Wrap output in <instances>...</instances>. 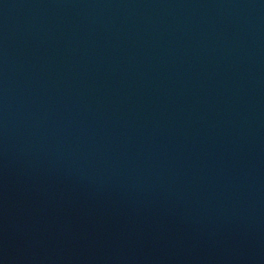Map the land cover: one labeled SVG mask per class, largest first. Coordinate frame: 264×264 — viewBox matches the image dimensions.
Wrapping results in <instances>:
<instances>
[{"label":"water","instance_id":"95a60500","mask_svg":"<svg viewBox=\"0 0 264 264\" xmlns=\"http://www.w3.org/2000/svg\"><path fill=\"white\" fill-rule=\"evenodd\" d=\"M0 264H264V0H0Z\"/></svg>","mask_w":264,"mask_h":264}]
</instances>
